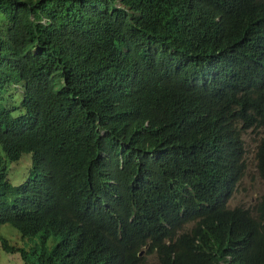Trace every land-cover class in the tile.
I'll use <instances>...</instances> for the list:
<instances>
[{"label":"trees","instance_id":"obj_1","mask_svg":"<svg viewBox=\"0 0 264 264\" xmlns=\"http://www.w3.org/2000/svg\"><path fill=\"white\" fill-rule=\"evenodd\" d=\"M259 130L264 0H0V227L41 240L1 246L23 264H264V193L231 205ZM255 159L264 182V134Z\"/></svg>","mask_w":264,"mask_h":264},{"label":"rangeland","instance_id":"obj_2","mask_svg":"<svg viewBox=\"0 0 264 264\" xmlns=\"http://www.w3.org/2000/svg\"><path fill=\"white\" fill-rule=\"evenodd\" d=\"M263 134L264 130H259L258 132H249L248 134L244 135L249 170L240 183L237 192L231 201L232 206H242L253 211L258 200L264 193V183L258 173L255 159L256 148L260 136ZM31 163V155H24L21 161L10 164L9 178L14 186L20 185V182L23 181L24 174L25 172L28 173ZM4 235L9 240V243L12 246H16L17 248H25L26 250H29L34 246L38 247L41 245V240L39 237L23 239L14 228H11L10 230L8 229L6 231L0 227V264H23V260L19 254L11 255L3 252L1 246V237ZM52 241H54V238L49 240V246L53 245Z\"/></svg>","mask_w":264,"mask_h":264},{"label":"bare ground","instance_id":"obj_3","mask_svg":"<svg viewBox=\"0 0 264 264\" xmlns=\"http://www.w3.org/2000/svg\"><path fill=\"white\" fill-rule=\"evenodd\" d=\"M241 128V127H240ZM240 130V129H239Z\"/></svg>","mask_w":264,"mask_h":264},{"label":"clouds","instance_id":"obj_4","mask_svg":"<svg viewBox=\"0 0 264 264\" xmlns=\"http://www.w3.org/2000/svg\"><path fill=\"white\" fill-rule=\"evenodd\" d=\"M264 183V182H263Z\"/></svg>","mask_w":264,"mask_h":264}]
</instances>
